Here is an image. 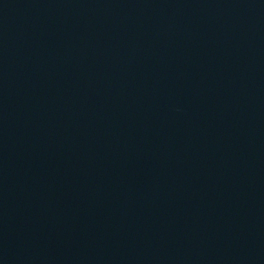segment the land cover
I'll use <instances>...</instances> for the list:
<instances>
[{
  "label": "water",
  "instance_id": "1",
  "mask_svg": "<svg viewBox=\"0 0 264 264\" xmlns=\"http://www.w3.org/2000/svg\"><path fill=\"white\" fill-rule=\"evenodd\" d=\"M0 264H264V0H0Z\"/></svg>",
  "mask_w": 264,
  "mask_h": 264
}]
</instances>
